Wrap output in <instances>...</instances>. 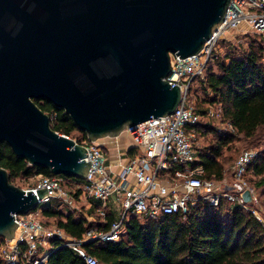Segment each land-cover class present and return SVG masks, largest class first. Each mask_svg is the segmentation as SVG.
Returning a JSON list of instances; mask_svg holds the SVG:
<instances>
[{"label":"water","instance_id":"95a60500","mask_svg":"<svg viewBox=\"0 0 264 264\" xmlns=\"http://www.w3.org/2000/svg\"><path fill=\"white\" fill-rule=\"evenodd\" d=\"M230 0H0V142L19 156L84 178L82 142L59 133L34 100L67 112L90 140L175 109L179 84L166 78L170 52L199 53ZM46 186L23 188L0 165V235L13 213L36 206ZM253 201L249 187L242 191Z\"/></svg>","mask_w":264,"mask_h":264},{"label":"trees","instance_id":"16d2710c","mask_svg":"<svg viewBox=\"0 0 264 264\" xmlns=\"http://www.w3.org/2000/svg\"><path fill=\"white\" fill-rule=\"evenodd\" d=\"M198 78L196 107L201 118L195 125L196 150L204 166L203 174L222 178L227 173L224 163L232 156L227 150L240 136L258 143L261 146L245 174L254 188L262 187L259 195L264 201V38L252 36L242 49L230 45L223 54L215 51L204 77ZM34 100L49 114L53 129L77 140L88 138L86 132L74 126L63 108L45 98ZM212 106L220 109L221 121H230L237 133L214 122L208 114ZM73 131L77 134L73 135ZM0 165L13 182L16 178L27 180L46 174L57 176L63 184L65 177L16 155L5 141L0 142ZM71 178L81 179L74 175ZM72 191L77 195L79 187ZM40 206L45 223L51 217L56 226L75 237L90 226L108 228L114 217L108 213L107 219L102 220L92 208H69L53 201ZM4 242L0 235V264H23L20 253L15 261H7L1 255ZM83 245L97 257L98 264H264V225L251 209L222 197L216 205L199 200L186 211L158 217L131 213L118 239H89ZM23 246L21 243L18 248ZM46 249L45 259L38 264H86L84 257L58 236L48 238Z\"/></svg>","mask_w":264,"mask_h":264},{"label":"built area","instance_id":"2783aa9c","mask_svg":"<svg viewBox=\"0 0 264 264\" xmlns=\"http://www.w3.org/2000/svg\"><path fill=\"white\" fill-rule=\"evenodd\" d=\"M243 21L247 23V27L242 28L244 32L248 29L264 30V0H230L224 19L199 53L182 57L170 52L171 72L166 78L172 85L179 84L181 99L171 112L160 117L151 116L137 123L135 128L126 126L123 130L134 137L136 144H123L114 138L120 134L89 142L88 138L77 140L73 137L85 144L87 158L92 160L83 185L77 186V195L65 189L55 175L36 174L32 176L33 181L20 185L25 189L46 186L47 192L38 198L39 203L33 208L24 213H13L18 226L14 229L13 237L5 239L2 244L1 255L7 261H15L20 253L23 264H38L47 255L48 238L55 235L83 256L86 264H98L97 257L85 248L83 242L89 239H118L131 213L158 217L186 211L199 200L216 205L222 197H227L232 204L251 209L264 225L263 212L242 195V191L249 187L253 194L252 202L258 200L245 174L258 148L242 149L231 166L230 174L226 173L222 178L205 176L204 166L198 160L196 150L198 135L195 125L201 113L196 107L197 98H187L191 81L198 76L204 77L206 66L211 59L213 61L219 37L238 28ZM208 114L220 120V127H227L230 132L237 133L230 121H221L220 109L210 107ZM112 141L116 143V157L107 146ZM71 194L77 197L83 195L87 199L83 205L100 214L102 220L112 213L114 217L109 227L90 226L75 237L55 224L47 225L37 217L41 213L40 205L47 201L79 208L71 201ZM21 243L24 246L20 250L18 245Z\"/></svg>","mask_w":264,"mask_h":264},{"label":"rangeland","instance_id":"374dc122","mask_svg":"<svg viewBox=\"0 0 264 264\" xmlns=\"http://www.w3.org/2000/svg\"><path fill=\"white\" fill-rule=\"evenodd\" d=\"M245 27H247V23H246V21H243L239 25L238 28H233V29L229 30L228 32H226L224 35L220 36L218 41H217V44L215 45V47H216L215 50L218 51L219 53L223 54L225 52V50L227 49V47L230 45H235V46H237L238 49H242V48L246 47L248 45L249 37L256 36L258 38H264V30L260 31V30L248 29L246 32H244V31H242V28H245ZM210 62H212V59L210 60ZM199 82L200 81H199L198 77H195L191 81L190 88L188 90V95H187V98L189 100H194L197 97V94L199 91ZM212 108H215V107L212 106ZM213 120L215 123H220V120L216 117H213ZM76 134H77V132L73 131V135H76ZM119 134H120L119 136L114 137V138H118L121 143L127 144V145L136 144V140L134 139V137L130 134H126V131L123 130ZM106 139L107 138H103V137L98 138L99 141L106 140ZM87 141L89 142L91 140L88 138ZM115 145H116V143L114 141L107 144L108 148L110 147V151H111L112 155H114V156L116 155ZM260 146L261 145H258V143L257 144L251 143L250 141H247L246 139H244V137L240 136L238 139L235 140L233 147L231 149L227 150V152H228V154H232L231 158H233L235 155L237 156L241 152V150L244 148H249V147L260 148ZM140 150H142V149L140 148ZM231 158L226 160L224 163L227 174L231 170V166L234 162V161H232ZM59 174H62V176H65L63 178V187L67 190H73L75 187L82 186L84 183V178H81L78 181L77 180L75 181L73 178H71V175L64 174V173H58V175ZM59 176H61V175H59ZM32 178L33 177H30L27 180L16 178L14 181L18 185L19 184L20 185H26L30 181H33ZM253 188H254V186H253ZM261 188L262 187L254 188V191L258 197V200L256 202H252V205L259 207L260 210L264 214L263 197L261 196V194L259 195ZM71 201L74 204H76L77 206H79V208H84V207L86 208V206H84L83 204L87 203V199L84 198L83 195L77 197V196L71 194ZM79 208H76V209H79ZM37 217L44 222L43 219L45 216L42 213L37 214ZM48 220L49 221L47 222V225H54L51 217H49ZM124 229H125V224H123V226H122V232L124 231Z\"/></svg>","mask_w":264,"mask_h":264}]
</instances>
